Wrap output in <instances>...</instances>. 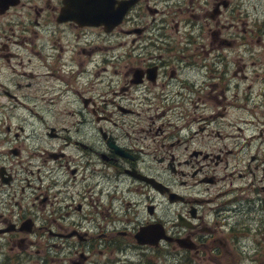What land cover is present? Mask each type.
Here are the masks:
<instances>
[{"label": "flooded vegetation", "instance_id": "obj_1", "mask_svg": "<svg viewBox=\"0 0 264 264\" xmlns=\"http://www.w3.org/2000/svg\"><path fill=\"white\" fill-rule=\"evenodd\" d=\"M233 1L187 0L203 4L179 26L173 0H134L108 30L89 22L92 0H0V264L235 248L264 202V159L231 148L253 143L235 134L250 122L234 111Z\"/></svg>", "mask_w": 264, "mask_h": 264}, {"label": "rangeland", "instance_id": "obj_2", "mask_svg": "<svg viewBox=\"0 0 264 264\" xmlns=\"http://www.w3.org/2000/svg\"><path fill=\"white\" fill-rule=\"evenodd\" d=\"M173 2H176L180 10L173 9L172 15L174 16V21L171 25H174V22L177 21L179 22V26L183 25L185 19V15L181 11L189 10L191 13L194 11L199 12V6L203 4V2H199L200 4L193 2V4L190 5L187 0H173ZM233 2L236 4L235 46L238 47L235 49V53L238 69L237 83L239 84L238 94L235 98L236 108L234 111L236 110L238 119L244 118L250 122L247 124L238 123V125L242 127L237 130L235 134H245L248 137V141L252 139L253 143L252 147H250L251 144L247 145L246 141L242 139V136H239L237 137V146L235 147L231 144V148L234 149V152H236L238 156H242L243 158H247L250 153H254L257 150H262L263 154L259 155L264 159V147H258L259 145L257 144L259 142L257 143L255 141L258 140L259 136H262V133L264 136V0H234ZM205 18V15H203L200 22L204 23ZM234 30L235 28L229 31L233 32ZM240 43L244 44L241 45ZM228 49L232 51L234 48L230 47ZM239 67H242V73L239 71ZM241 74H245L248 79L245 80L241 78ZM244 95H246L247 98H245ZM34 117L36 116L31 115L30 119H34ZM53 117L54 119L51 120L52 122L54 120L56 122L61 121L62 123V116ZM259 130L262 131L261 134H259ZM251 136L254 137L251 138ZM258 175H260V172H258ZM242 192L244 191H241V193ZM247 193L250 194L248 191ZM249 196L254 195L250 194ZM258 196L264 200V192H260ZM15 200H17V198ZM27 201H29V198ZM261 203L262 202L259 200L257 203L253 202L249 209V217L240 221V224H243L244 227H250V231L246 235L244 233L239 235L238 243H236L235 248L234 246H232V248L228 246L230 253L222 255L221 257H204L200 255L196 258L193 257L190 262V260H188L189 256H187L188 258H179L175 256L166 258L158 252L156 257H151L152 255L147 254L136 255L135 250H132L130 252L132 260L137 264H142L141 261L144 259L152 261L149 262L151 264H264V202L262 205ZM14 208L16 212L14 215L17 216L18 211H21V209L16 206H14ZM260 220L262 221L260 222ZM258 225L261 227L259 230L257 227ZM40 241L44 244H48L46 237L40 239ZM237 246H239L240 249ZM49 251L54 254L52 249ZM40 255L43 257V260H45L44 264L53 263L54 260L50 259L51 255L43 253L42 250L40 251ZM96 258L99 259L100 257ZM183 259L185 260L183 261ZM12 264H43V261L40 263V258L38 254L35 253V249H33L28 259L19 260L18 263L13 259Z\"/></svg>", "mask_w": 264, "mask_h": 264}, {"label": "water", "instance_id": "obj_3", "mask_svg": "<svg viewBox=\"0 0 264 264\" xmlns=\"http://www.w3.org/2000/svg\"><path fill=\"white\" fill-rule=\"evenodd\" d=\"M133 2L134 0L117 1L118 5L114 7V0H92L91 14H87L89 22L104 24L105 28L109 30L121 21L126 10ZM143 232H146V230L143 229L136 234L139 243L155 245V241L160 238V235H158L155 238L156 240H144L145 233Z\"/></svg>", "mask_w": 264, "mask_h": 264}]
</instances>
